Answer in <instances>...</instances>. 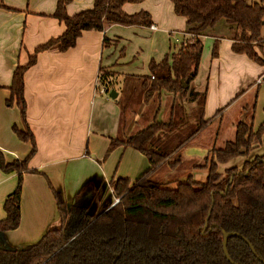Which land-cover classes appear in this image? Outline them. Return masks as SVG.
I'll return each mask as SVG.
<instances>
[{"label": "trees", "instance_id": "obj_1", "mask_svg": "<svg viewBox=\"0 0 264 264\" xmlns=\"http://www.w3.org/2000/svg\"><path fill=\"white\" fill-rule=\"evenodd\" d=\"M143 1L94 0L91 9L69 16L66 8L73 0H57L52 17L65 27L63 34L36 47L27 64L16 66L5 104L18 109L22 128L13 126L12 130L32 148L24 159L11 163L0 152V170L17 176L15 189L3 203L5 218L0 221V234L19 227L23 175L37 173L28 168L36 146L27 123L26 71L35 64L38 53L51 49L65 52L76 45L85 31L103 32L111 25L150 28L149 13L129 15L123 11L124 5ZM170 2L175 15L185 20V41L177 51L170 49L161 61H150L148 75L137 79L146 90V102L154 94L180 98L188 92L190 103H195L191 117L174 101L166 122L156 119V111L146 127L123 139L110 140L106 155L117 147H128L145 156L149 168L133 182L122 178L111 180L114 198L119 202L91 217L74 236L68 224V206L49 184L57 205L58 224L31 245L14 249L0 246V264H230L223 254L224 233L240 236L227 240V252L235 264H263L259 259L264 262V120L255 131L252 120L250 124L238 122L233 140L221 149L209 151L212 158L199 167L207 171L205 182L198 183L190 175L174 189H167L152 177L163 166L175 170L181 159L169 162L172 156L210 121L203 116L205 92L188 89L198 73L202 37H214L212 59L217 56L219 41L228 39L234 54L245 55L264 67V4H249L246 0ZM108 43L104 37L103 45ZM185 81L186 88H182ZM98 82L106 94L107 85L111 88L114 85L112 75L103 68H99ZM191 121H196V127L183 135L184 127ZM254 144L262 147L261 154L254 152ZM252 154L254 157L240 167L219 173V166ZM241 237L252 246L256 256Z\"/></svg>", "mask_w": 264, "mask_h": 264}, {"label": "crops", "instance_id": "obj_2", "mask_svg": "<svg viewBox=\"0 0 264 264\" xmlns=\"http://www.w3.org/2000/svg\"><path fill=\"white\" fill-rule=\"evenodd\" d=\"M56 1L0 0V152L8 163L24 159L32 148L30 143L20 141L12 130L13 126L22 128L18 109L5 104L10 97L8 88L12 74L17 65L27 64L36 47L63 34L65 27L52 17ZM256 1L264 4V0ZM93 2L73 0L66 12L73 16L91 9ZM123 11L129 15L141 11L149 13L152 26L111 25L103 32L85 31L76 45L65 52L51 49L38 53L35 64L26 71L27 123L36 146L28 168L37 173L23 175L20 224L17 229L0 234V246L14 249L31 245L58 224L57 205L49 184L63 196L70 211V233H75L89 218L110 208L115 199L111 180L122 178L133 182L148 170L146 157L131 148L120 146L106 155L110 140L123 139L136 132L139 112L143 109L140 106L126 126V109L115 104L119 93L112 100L104 88L99 87V68L111 72L116 81L124 77L139 84L137 78L147 76L148 70L126 71L120 51L127 40L132 39L136 48L142 50L143 62H147L148 67L150 61L159 62L166 55L161 52L164 46L161 34L168 38V50L179 49L185 41V20L175 15L170 0L126 4ZM173 35L177 37L173 39ZM104 37L109 40L106 45H103ZM262 37L264 44V28ZM213 40V36L202 37V43L210 42V56H201L197 76L191 83L194 92H205L203 116L205 121H210L172 158L217 118L238 105L241 112L250 109L254 131L264 120V82H260L264 67L245 55L234 54L228 39L219 41L217 56L212 59ZM157 97L164 101L173 96L161 94ZM190 105L195 107V103ZM161 107L164 109L163 102ZM159 109L156 118L164 112ZM219 110L220 114L215 116ZM213 148L207 146L197 152L203 159ZM199 167L195 165L193 169ZM16 183V174L7 175L0 170V221L5 218L4 200L13 192ZM77 201L83 202L82 209L93 210L87 221L81 220V209H74Z\"/></svg>", "mask_w": 264, "mask_h": 264}, {"label": "rangeland", "instance_id": "obj_3", "mask_svg": "<svg viewBox=\"0 0 264 264\" xmlns=\"http://www.w3.org/2000/svg\"><path fill=\"white\" fill-rule=\"evenodd\" d=\"M249 4L252 0H246ZM256 1V0H254ZM258 3V1H256ZM144 28V27H143ZM177 34V33H175ZM177 36L173 35L172 38L175 39ZM160 38L162 39L163 48L161 50L164 51L163 55L169 52L168 50V38L166 35L161 34ZM174 41L172 40V45ZM174 46V45H173ZM174 51V49H173ZM121 58L125 63L126 71H137L140 72L142 69L148 70L147 62H143L142 58V50L139 48L137 49L133 40L129 39L125 43V48L123 51H120ZM208 54L210 56V42L208 43L203 42V51L202 56L204 57ZM123 55V56H122ZM109 72V71H108ZM111 74V72H109ZM113 77V88L107 85L108 93L114 90L115 93H119V97L115 100V104L121 107V109H126L124 117L126 120L131 119L133 114L137 113V110L140 106H142V111L139 112V119H137V128L136 131L146 127L148 124L152 122V118L155 115V111L158 107L164 110L160 112L158 117L156 118L158 121L166 122L168 120L167 113L170 106L173 105V102H176L177 107L182 105L185 109V113L187 116H190V111L192 110V106L190 105L188 92L183 97H169L167 99L160 100L156 94L153 95L150 101H145V92L146 90L141 87L140 84H137L136 81L132 79L119 77L117 81L115 80L116 76ZM186 88V87H185ZM189 91L192 90L191 85L189 86ZM167 96V95H166ZM174 98V99H173ZM164 99V98H163ZM164 103V109L161 107V103ZM159 109V110H160ZM197 113V110L192 112L193 116ZM167 118V119H166ZM250 109H247L246 112L240 111V106L234 107L232 111L225 113L220 118H217L215 122L211 126H209L205 132L199 135L194 142L190 143L185 149L180 151V154L173 157L169 162H174L177 159H181V164L175 169L172 170L167 166H163L153 177L152 180L154 182L159 183V185L163 188L167 189H174L178 183L184 182L188 176H192L194 180L198 183H203L206 180L207 171L205 169H193L195 165H204L205 160H210L212 155L209 152L206 154L205 158H200V152H197L199 149L203 147L210 146L221 149L224 147L226 141H232L234 138V130L235 126L238 122H246L250 124ZM129 120L126 122V126L128 125ZM134 127V123L132 124ZM196 127V121H191L187 126H185L184 131L182 132L183 135H186L192 131L193 128ZM254 131V129H253ZM185 133V134H184ZM215 145V146H214ZM255 149L254 152L256 154H261L262 147H257L254 144ZM185 147V146H184ZM214 149V148H213ZM187 150V151H186ZM192 150V151H191ZM189 152V153H187ZM199 153V155L197 154ZM192 156L190 158V156ZM253 154L250 157H239L225 166H219L218 171L220 174H223L226 168L230 167H240L245 160L251 159ZM73 229L72 231H74ZM77 232L71 233V235H76ZM74 238V237H73Z\"/></svg>", "mask_w": 264, "mask_h": 264}, {"label": "water", "instance_id": "obj_4", "mask_svg": "<svg viewBox=\"0 0 264 264\" xmlns=\"http://www.w3.org/2000/svg\"><path fill=\"white\" fill-rule=\"evenodd\" d=\"M186 85H187V81L183 82V83H182V88H185ZM109 98L112 99V100H115V99L117 98V93H115L114 90L111 91V92L109 93ZM107 210H108V209H104V210H102L101 212H98L96 215L98 216V215L104 213V212L107 211ZM232 236H239V235L236 234V233H224V234H223L222 248H223V254H224V256H225V259H226L230 264H235V263L231 260V258L229 257V254H228V252H227V240H228L229 237H232ZM239 237H240V236H239ZM241 238H242V237H241ZM242 239H243V240L249 245V243H248L244 238H242ZM249 247H250V250L253 252L254 256H256V254H255V252H254L252 246L249 245ZM259 261H261V262L264 264V262H263L261 259H259Z\"/></svg>", "mask_w": 264, "mask_h": 264}, {"label": "flooded vegetation", "instance_id": "obj_5", "mask_svg": "<svg viewBox=\"0 0 264 264\" xmlns=\"http://www.w3.org/2000/svg\"><path fill=\"white\" fill-rule=\"evenodd\" d=\"M82 203L83 202H78L77 201V203L75 204V207H74V209H81V210H79V211H81L80 213H82V216H80V218H81V220L83 221H87L88 220V218L89 217H91L90 215H92L93 213V210L92 209H82L81 208V205H82ZM94 213H95V211H94ZM90 214V215H89ZM90 219V218H89Z\"/></svg>", "mask_w": 264, "mask_h": 264}, {"label": "built area", "instance_id": "obj_6", "mask_svg": "<svg viewBox=\"0 0 264 264\" xmlns=\"http://www.w3.org/2000/svg\"><path fill=\"white\" fill-rule=\"evenodd\" d=\"M153 29H154V27H153ZM260 82H264V76H263V78L260 80ZM104 91H105V90H104ZM118 202H119V200H118L117 198H115L114 201H113V203H112V205L110 206V208L113 207L114 205H116Z\"/></svg>", "mask_w": 264, "mask_h": 264}]
</instances>
